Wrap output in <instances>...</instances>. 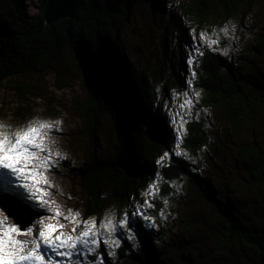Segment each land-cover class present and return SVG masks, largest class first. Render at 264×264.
Listing matches in <instances>:
<instances>
[{"label": "trees", "instance_id": "obj_1", "mask_svg": "<svg viewBox=\"0 0 264 264\" xmlns=\"http://www.w3.org/2000/svg\"><path fill=\"white\" fill-rule=\"evenodd\" d=\"M132 1L76 0L73 15L56 20L52 27L45 19L48 0H44L36 14L28 13L17 0H10L5 6L0 2V11L2 9L7 17H0V87L9 81L11 90L27 92L28 88L18 77L44 73L61 45L67 43L72 63L87 92L86 99L77 101L91 138L98 137L101 115H107L113 127L105 160L92 161L79 172L81 186L87 193L88 217L100 218L112 203L119 214L125 210L132 212L133 204L142 199L141 193L157 172L163 178L159 184L164 191L162 197L173 193L174 183L187 179L224 220L220 228L222 242L215 249L220 256L219 263H233L232 255L245 262L249 249L256 260L264 264V227L245 221L237 208L230 205V199L220 196L210 177L195 171L192 160L175 156L171 146L175 138L173 125L149 76L151 71L131 65L121 42L122 22H130ZM241 1L191 0L181 12L171 9V24L180 34L181 43L174 48L173 37L166 36L164 43L172 45L173 49H170L172 53L165 49L163 54L170 56L172 74L182 88L191 78L186 63V54L191 49L184 51L182 45L192 43L193 28L200 31L218 14L224 18L233 15ZM254 1L249 0V3ZM159 3L164 9V0ZM252 50L264 59V35L258 37ZM175 53L179 60H175ZM242 58L248 60L247 55ZM192 71L197 73L192 87L203 94L200 105L223 109L232 136L241 133L246 124L254 125L256 111L264 108V72L258 75L242 70L221 51L209 49L195 57ZM182 127L183 146L190 155L197 157L213 147L212 128L205 119L192 117ZM165 152L170 156H164ZM161 157L163 161L158 165ZM234 161L242 173L240 182L256 194L264 191V146L259 139L238 145ZM105 187L110 188L109 193H105ZM155 204V209L147 210L149 215L155 216V226L133 218L137 221L133 224V238L142 252L129 254L125 237L126 258L130 264H181L179 256L183 253L180 250L173 249L174 253L166 257L159 246L164 241L171 246L172 237L169 229L161 224L157 211L162 206L160 199H156ZM236 248L244 251L237 254ZM193 260L194 264H202L201 254Z\"/></svg>", "mask_w": 264, "mask_h": 264}, {"label": "rangeland", "instance_id": "obj_2", "mask_svg": "<svg viewBox=\"0 0 264 264\" xmlns=\"http://www.w3.org/2000/svg\"><path fill=\"white\" fill-rule=\"evenodd\" d=\"M21 6L30 14H36L43 6L44 0H17ZM5 6L10 0H0ZM191 0H164L165 7H160L159 0H133L130 22H122L120 31L121 42L129 57L131 65L135 67H145L151 71L153 83L161 96L162 105L168 104L167 110L170 115V122L175 119L173 130L175 138L171 144L174 150L177 136L180 137L181 149L188 154V159L195 161V171L202 176L209 178L215 187L221 192L222 198H229L230 205L237 208V212L251 225L264 227V191L259 194L249 190L240 182L242 173L234 161L235 149L244 141L259 139L264 146V108L256 111L253 126L246 124L243 131L232 136L229 122L223 109L203 108L200 105L203 94L200 92L198 98L193 93L196 106L191 109L192 114H187L180 109L179 104L185 97L184 91L192 92L188 84L181 87L175 82L171 70L170 56L163 54L166 49L169 52L172 45L164 43L166 36L173 37L174 48L181 43L180 34L171 24V9L181 12L182 8L188 5ZM2 7V6H1ZM220 9V7H219ZM0 17H5L2 14ZM169 20V21H168ZM234 24L235 32L232 34L235 39H226L219 31L222 26ZM195 31L196 29L193 28ZM205 31L210 35L215 34L221 40L223 47L228 49V58L234 62L236 67L242 70L252 71L260 75L264 72V59L252 50L260 35H264V0H242L237 11L224 18L222 14L215 15L210 22L197 33ZM174 33V36L172 35ZM188 45H182L186 51ZM222 52V49L219 50ZM247 55L248 60L242 58ZM173 56V54H172ZM175 60H179V55L175 53ZM129 61H127L129 63ZM59 71V72H58ZM20 83L27 89V92L16 93L11 90V82H6L0 87V121L11 125H20L33 118L48 121H62L59 132H53L48 138L54 141L65 156L58 160V168L49 172L48 177L53 184V196L58 204L63 206L61 211L67 214V209L78 210L82 218L87 219L85 208L87 193L81 186L79 172L93 163H101L105 160V153L109 148L113 127L107 115H101L100 128L97 139L90 136L86 118L78 111V101L87 97V92L83 88L80 73L74 67L71 60V51L67 43H63L61 48L54 55L50 67L41 74H30L18 77ZM196 91V90H195ZM175 93V95H174ZM174 111L180 115L173 117ZM197 113L199 115H197ZM184 116V122L190 118L198 117L207 121L213 132V147L200 153L197 157L190 155V151L183 146V127L180 116ZM183 122V123H184ZM55 127V126H54ZM179 129V131H177ZM55 151V150H54ZM173 193L167 197L157 196V199L166 198L169 205L164 208L167 220L161 219V224L165 225L172 237V245L167 241L160 242V247L166 257L174 253L173 249L180 250L179 259L181 264H194V257L200 253L202 264H220V256L215 249L222 242L220 228L224 222L201 195V192L193 186L187 179L183 182L172 185ZM177 188L179 189L177 191ZM110 188L105 187V193H109ZM163 195L162 188H160ZM62 192L63 195L55 193ZM71 197V199H68ZM259 197V198H257ZM252 203L251 207L247 204ZM157 206V204H156ZM237 206V207H236ZM49 207V206H45ZM55 211V205L50 206ZM162 207V206H161ZM105 212L120 215L114 204H110ZM96 217V216H95ZM2 218V217H0ZM99 220V218L97 217ZM7 223H13L9 218ZM55 223V220L46 221ZM63 222V221H62ZM158 226V224H156ZM71 225L66 229L70 231ZM129 243V254L133 251L142 252L140 244L134 238L129 239L127 235L120 234V245L114 249V255H109V249L101 247L99 256L103 259V264H130L126 258L123 245L125 239ZM27 239V237H21ZM132 248V249H131ZM244 249L236 248L235 253H242ZM247 260L242 262L237 255H232L231 264H263L256 260L253 251H246ZM223 257V256H222ZM59 260V257H54ZM239 259V260H238ZM100 264V259L94 256H75L71 260H66L63 264ZM224 264H230L226 261Z\"/></svg>", "mask_w": 264, "mask_h": 264}, {"label": "snow or ice", "instance_id": "obj_3", "mask_svg": "<svg viewBox=\"0 0 264 264\" xmlns=\"http://www.w3.org/2000/svg\"><path fill=\"white\" fill-rule=\"evenodd\" d=\"M235 30L234 24L219 29L226 39H235L232 35ZM190 35L192 43L188 47L191 51L186 54V63L191 75L187 84L192 88L197 75L192 71L195 57L202 56L205 49H222V54L227 56L228 49L222 46L215 34L210 35L205 31L197 33L193 29ZM193 93L196 98L200 96V92L194 88L192 92L184 91L182 95L185 99L179 104L180 109L189 115L196 106ZM168 106L165 105L166 108ZM175 115L180 114L174 111L173 117ZM180 119L184 122V116L181 115ZM172 123L175 125L174 118ZM61 124L60 120L38 118L20 125L0 121V264H63L75 256L88 255L97 257L100 264H103L99 250L106 247L109 255H114V249L121 243V233L129 239L133 238V224L137 222L134 217L155 226L156 218L149 215L147 210L155 209L157 196L162 197L159 184L163 178L159 172L146 185L141 193L142 199L133 204L132 212L125 210L120 215L105 212L98 220L95 216L84 219L78 210L72 208L67 209L66 215L61 211L63 206L50 199L54 186L48 177L49 172L58 168V160L65 158L54 141L48 139L53 132L60 131ZM177 149H181L179 136L174 145V154L188 158L185 151ZM164 156H170V153L165 152ZM162 161L163 157L157 164L160 165ZM55 194L63 195L62 192ZM46 205L49 207H45ZM52 205H55V211L51 210ZM161 205L157 211L161 219L167 220L163 209L169 205L168 199L161 198ZM9 218L14 222L7 223ZM51 220L56 222H46ZM69 225L71 229L66 231Z\"/></svg>", "mask_w": 264, "mask_h": 264}, {"label": "water", "instance_id": "obj_4", "mask_svg": "<svg viewBox=\"0 0 264 264\" xmlns=\"http://www.w3.org/2000/svg\"><path fill=\"white\" fill-rule=\"evenodd\" d=\"M76 0H48L45 9V19L49 27L60 18L73 15Z\"/></svg>", "mask_w": 264, "mask_h": 264}]
</instances>
